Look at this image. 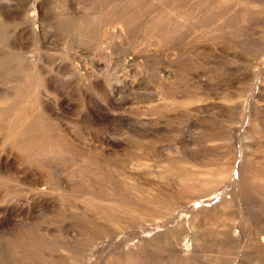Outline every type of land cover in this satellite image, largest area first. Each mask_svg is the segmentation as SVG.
<instances>
[{
    "label": "rangeland",
    "instance_id": "rangeland-1",
    "mask_svg": "<svg viewBox=\"0 0 264 264\" xmlns=\"http://www.w3.org/2000/svg\"><path fill=\"white\" fill-rule=\"evenodd\" d=\"M0 93V168L34 176L0 173L9 259L86 263L96 243L148 238L157 260L185 242L199 264H229L223 236L264 217V0H0ZM28 117L41 125L17 142L40 156L15 161L7 132ZM12 200L35 208L11 219L18 238Z\"/></svg>",
    "mask_w": 264,
    "mask_h": 264
},
{
    "label": "bare ground",
    "instance_id": "bare-ground-1",
    "mask_svg": "<svg viewBox=\"0 0 264 264\" xmlns=\"http://www.w3.org/2000/svg\"><path fill=\"white\" fill-rule=\"evenodd\" d=\"M172 17H173V14H171V13L168 14V16H167V18H169V19H171ZM4 96H5V93H0V104L3 103V99H5V98H3ZM27 116H28V114L26 115V117ZM26 119H27V122L24 121L25 123H23L20 126V128L17 129L14 126H12V128H10L9 131L7 132L8 139L6 142L7 143L10 142L14 146V149L11 150L9 155H15L16 156V159H14L15 161L17 159L21 158V156H23V157L25 156L28 161L36 160V157L40 156L38 153L36 154L37 156L35 155V153H34L35 150H32L31 148L30 149H23V148H20L18 145L17 138L21 137L23 134H26L25 133L26 132L25 127H27V126H28V128L31 127L32 128L31 130H33L38 125H41V122H42V119H39L36 117H32V118L28 117ZM9 122H10L9 123L10 125H12L14 123V121H9ZM101 123H102V121H101ZM106 146H107V144H106ZM46 154L49 155V153H46ZM8 163H10V164H8ZM8 163L5 167V171H3L2 168H0V173H4L7 182H9V183L14 182V183L18 184L19 187H25L26 185L32 186L34 184V176L32 174L20 169L14 162L12 163V161L10 159H8ZM209 200H210L211 204H214V202L216 201L215 207L220 210L219 212L221 213V215H223L224 218H227L229 216V214H227L228 212H226V210H225L227 208L226 207L224 208V206H226V205L229 206V201H226L225 199L221 198L220 195L213 197ZM12 201H14V200H12ZM7 202H8V200H7ZM234 202H236V199L234 200ZM20 203H22V201L15 200L13 203L9 202L4 206L3 212L6 214V216H8V221L15 218V217L21 216V215L29 218L35 212L34 207H32V206L26 207V204L22 205ZM23 203H25V202H23ZM231 203H232V200H231ZM28 204L30 205V203H28ZM184 204H186V203H184ZM187 205H189V203H187ZM110 207L114 208V206H110ZM189 212L191 214H194L195 217L197 216V213H198L196 211L195 206H192L191 210ZM225 220H228V219H225ZM252 220H250V221H252ZM250 221H249V223H250ZM252 224H253L252 231L247 236L244 235L245 233L243 234L241 232H237L235 226H232L233 229H231L232 231H230L232 233V236H229L230 234L223 236L224 239L222 240V245L225 247V248H223V252L225 253L224 249L230 247V249H232V251H233L230 253L233 255H234V253L236 254L233 262L229 263V264H246L245 258H247L249 256L256 257V259H259V260H264V217L262 220L260 219L258 221H254V222L252 221ZM11 225H12L13 229L10 231L9 236L13 235V234H11L12 232L15 234L16 232L21 230V228L19 226H17V222L15 220H13V221L11 220ZM194 225H197V224H194ZM18 233L19 234H15L16 238L23 235L22 232H18ZM97 234H100V233H96L92 236H89L86 244L81 245L82 253H84L85 251H88V249L92 245L91 244L92 238L96 237ZM152 239L155 240V238H152ZM161 239H163V240H161ZM161 239L158 241L162 242L163 246L168 247V238L162 237ZM147 240H148V238L146 239L145 242H142L139 244L136 243L132 247H125V246L120 247L118 245L119 242L115 241V243L113 245H111L109 251L103 249L100 245H98L96 243L92 247L91 255H88V257H85L86 263L82 260V257L79 258V256H77V255L72 256L71 263L72 264H199V260L197 259L198 257L196 255L197 251H188L186 249V243L185 242L184 243L182 242L183 244H181L179 246L177 245V249L174 250L176 252V256H174L173 258H170V260L168 259V261L164 262L163 260L162 261L157 260V258L155 256V251H154L150 241L149 240L147 241ZM11 243H13V245H14L13 248L22 249L21 246L15 245V244H18L17 242L12 241ZM234 250H236V251H234ZM110 254L112 255L111 258H109ZM145 258L147 260H145ZM36 263L37 262H35L32 259H29L28 261L25 258L19 260V259H15V258L11 257L9 259L7 256H5L3 254V252L0 251V264H36ZM213 264H226V263L216 262Z\"/></svg>",
    "mask_w": 264,
    "mask_h": 264
}]
</instances>
